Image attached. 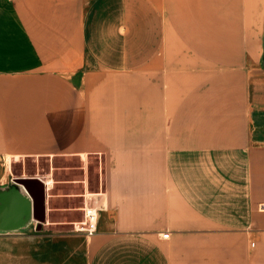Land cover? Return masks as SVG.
<instances>
[{"label": "crops", "instance_id": "1", "mask_svg": "<svg viewBox=\"0 0 264 264\" xmlns=\"http://www.w3.org/2000/svg\"><path fill=\"white\" fill-rule=\"evenodd\" d=\"M0 264H264V0H0Z\"/></svg>", "mask_w": 264, "mask_h": 264}, {"label": "rangeland", "instance_id": "2", "mask_svg": "<svg viewBox=\"0 0 264 264\" xmlns=\"http://www.w3.org/2000/svg\"><path fill=\"white\" fill-rule=\"evenodd\" d=\"M54 164L44 159H41L39 163L26 160L15 166V173L20 176H36L37 174H45L49 171L54 172V178L56 180V185L52 189L51 193H70V194H80L83 189L81 185H75L74 181H82L85 177H88V184L90 191H98L100 187V177H99V164L95 159H91L87 169H83V165L76 162L75 160H62L56 158ZM86 173V174H85ZM81 183V182H80ZM76 207L72 214L65 217L58 216L54 217V221H82L83 213L79 208L82 206L80 198H74V200L67 204H61L58 201H52V207ZM101 217V216H100Z\"/></svg>", "mask_w": 264, "mask_h": 264}, {"label": "built area", "instance_id": "3", "mask_svg": "<svg viewBox=\"0 0 264 264\" xmlns=\"http://www.w3.org/2000/svg\"><path fill=\"white\" fill-rule=\"evenodd\" d=\"M53 185L47 183V188H51ZM83 220L73 223L74 230L80 233H85L87 236H91L98 231V222L100 220V211L95 206L85 205L83 207ZM169 235H164V238H168Z\"/></svg>", "mask_w": 264, "mask_h": 264}]
</instances>
